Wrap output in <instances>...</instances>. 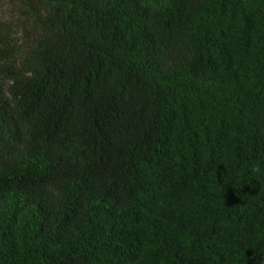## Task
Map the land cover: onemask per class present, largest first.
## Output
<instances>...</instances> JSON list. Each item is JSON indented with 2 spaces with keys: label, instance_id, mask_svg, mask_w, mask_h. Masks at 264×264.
Listing matches in <instances>:
<instances>
[{
  "label": "trees",
  "instance_id": "obj_1",
  "mask_svg": "<svg viewBox=\"0 0 264 264\" xmlns=\"http://www.w3.org/2000/svg\"><path fill=\"white\" fill-rule=\"evenodd\" d=\"M0 264H264V0H0Z\"/></svg>",
  "mask_w": 264,
  "mask_h": 264
}]
</instances>
